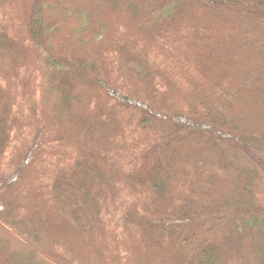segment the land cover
<instances>
[{
	"label": "trees",
	"instance_id": "16d2710c",
	"mask_svg": "<svg viewBox=\"0 0 264 264\" xmlns=\"http://www.w3.org/2000/svg\"><path fill=\"white\" fill-rule=\"evenodd\" d=\"M261 38L264 0H0L6 221L46 264H264L256 174L218 148L264 173ZM0 264L37 263L2 240Z\"/></svg>",
	"mask_w": 264,
	"mask_h": 264
},
{
	"label": "rangeland",
	"instance_id": "374dc122",
	"mask_svg": "<svg viewBox=\"0 0 264 264\" xmlns=\"http://www.w3.org/2000/svg\"><path fill=\"white\" fill-rule=\"evenodd\" d=\"M261 40L264 42V38H261ZM262 76L264 77V74ZM251 110L253 112L255 111L253 106H251ZM218 145V148H220L231 166L240 171L254 172L256 174V178L252 186L254 204L256 207L264 206V173L262 166H258L249 157L248 152L240 151L237 148H233L229 144L221 141H218ZM259 152L261 153L260 156L264 158V139ZM257 156L259 157L258 153ZM10 212L11 209H2L0 207V241L9 240L16 253L28 254L30 252H35L37 264L67 261L66 255L63 254V251L59 249L57 245L45 241L35 240L22 233L19 229L13 227L10 222H7L5 216H7ZM218 217H223V221L243 218L242 215L224 211L219 216L201 217L188 222H178L177 225H175V229L178 230L180 234L188 235L194 232L198 227H205V229L216 227L217 223H219ZM249 241L252 243L253 237H251Z\"/></svg>",
	"mask_w": 264,
	"mask_h": 264
}]
</instances>
